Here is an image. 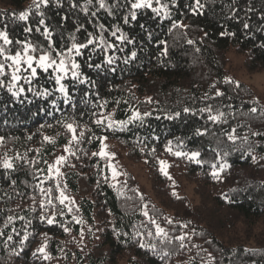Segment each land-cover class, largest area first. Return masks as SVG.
<instances>
[{"label":"trees","instance_id":"trees-1","mask_svg":"<svg viewBox=\"0 0 264 264\" xmlns=\"http://www.w3.org/2000/svg\"><path fill=\"white\" fill-rule=\"evenodd\" d=\"M28 1L0 0V31L13 41L4 45L0 40L5 55L22 50L17 41L47 51L43 28L35 30L39 12L53 32L57 50L71 47L72 36L77 43L89 38L96 43L75 57L87 82L65 80L68 103L56 90L50 70H37L31 84L24 79L17 82L24 89L17 96L8 85L0 87V136L4 137L0 161L6 155L14 164L11 171L0 167V264H209V253L212 264H264V93L257 98L242 82L225 83L230 49L242 56L247 73L264 72V0H201L204 7L198 14L192 12L194 0H152L154 5H167L168 15L142 8L135 10L136 20L130 17L135 0H105V8L99 7V0L90 4L76 0L75 8L72 0H62L61 6L53 0L39 9ZM24 11L30 13L27 21L18 19ZM245 23L249 28H244ZM27 27L31 33L25 31ZM117 29V36L123 34L133 43L113 36ZM100 36L113 47L101 46ZM133 51L136 58L124 63ZM107 57L114 58L112 65L104 63ZM0 62H5L3 57ZM4 77L11 81L8 71ZM216 89L225 95L216 97ZM45 90L50 95L38 94ZM208 106L213 115L224 113L220 121L212 122L207 112L199 111ZM252 107L257 108L255 113ZM185 108L190 112L185 113ZM133 109L151 115L143 123L123 128L107 129L93 122L98 118L94 112L125 121ZM69 122L77 126V135L85 133L79 144L71 145L75 155L64 151L72 134L63 125ZM197 129L205 134L196 135ZM233 129L234 143L228 139ZM100 137L114 141L129 161L143 165L156 204L145 207V197L129 174L115 184L108 182L107 158L92 155L98 153ZM170 142L173 153L195 151L200 156L196 161L177 157L166 150ZM60 155L66 157L58 166L62 175L45 179L48 164ZM160 161L184 182L182 189L190 187V196L184 190L174 195ZM221 165H225L222 171ZM215 170L218 178L212 176ZM41 179H45L41 187L53 188V196L58 195L59 182L74 201L69 212L53 200L64 215L57 214L52 225L40 219L52 214L51 209L40 208L45 197L36 186ZM9 216L14 219L5 226ZM150 219L168 233L167 240L155 236ZM65 227L70 231L66 233ZM181 235L183 248L175 239ZM45 244L48 260L37 252ZM153 244L155 252L150 248ZM165 251L169 255L161 259Z\"/></svg>","mask_w":264,"mask_h":264},{"label":"snow or ice","instance_id":"snow-or-ice-1","mask_svg":"<svg viewBox=\"0 0 264 264\" xmlns=\"http://www.w3.org/2000/svg\"><path fill=\"white\" fill-rule=\"evenodd\" d=\"M53 0H33V4L32 7L35 9H39L42 5L44 7L49 6L50 3H52ZM55 4L57 6H61L62 0H54ZM92 0H87V3H91ZM157 3H160V0H156ZM78 3L76 2V0H72L71 3V7L75 8L78 7ZM99 7L100 8H105L107 7L105 0H99ZM204 7V5L201 3V0H194V5L192 6V12L193 14H198V11L200 9H202ZM131 8L133 9V11L130 13V17L131 20H136L137 18V14L135 10L138 9H142V8H150L152 9V11L154 13H156L157 15L160 14V12H163L165 14V16L168 15V6L167 5H161L160 8H153V4H152V0H135L134 3H131ZM85 11H87L85 9ZM30 13L28 11H24L21 12L18 16V19L21 21H27L29 18ZM38 15L41 17L38 21V26L36 27V32H40L41 31V27L43 28V36L45 38V40L48 41V45H47V51H45L43 48H39L38 46L33 45L30 42H20L17 41L18 44H21V51L16 52L14 55H5V48L3 46H0V57L4 58V61H10V64H6L5 62H0V77L4 76L6 74V67H10L12 69L10 77H11V81L12 83H10L7 87H8V91L12 93L13 96H17L20 92H23L24 89L23 88H16V83L19 82L22 78L25 80L26 83L31 84L32 82V78L37 76V68L43 70L44 72H48L49 69H53V71L55 73H57V75H55V83L57 85H59L57 91H59L63 96H64V102L68 103L70 100L69 94H68V90L66 89L65 85L62 83V81L68 77L69 73H71V78L74 81H78L80 84H84L87 81H85L84 79L81 78L82 74L80 72V64L76 62L75 57L76 56H81L83 55V50L87 49L90 45H93L96 43L95 40L89 38L87 39L85 42H81V43H77L76 42V38L75 36H72V44L71 47L67 48L66 51L64 50H57L55 48V43L54 40L52 38L53 36V32L52 30H50V27L46 24L45 20L43 19V12H39ZM93 15H95V13H93ZM64 19H67L66 17ZM129 22V18L125 17L124 18V23L127 24ZM179 25L174 24L173 27H177ZM82 26H78L76 31H80ZM101 29H103V26H100ZM244 28L247 29L249 28V24L245 23L244 24ZM26 32L31 33L32 32V28L31 27H27L25 28ZM120 30L117 29L116 31L112 32L113 36H116L118 40H120L122 43L127 41V43L131 44L133 43L132 40L128 39L127 37H125L123 34L117 36V32H119ZM91 35V34H90ZM0 40L3 41L4 45H11L13 43V41L11 39H9V36L7 34L6 31H0ZM99 43L101 46L105 47V48H112L113 45L112 44H108L105 41V38L103 36L99 37ZM189 43H192V41L190 40ZM40 52V55L38 57L32 55L31 53H36V52ZM53 53L55 55H53ZM136 52L133 51L131 52V56L130 58H126L124 60V63H128L129 59H135L136 58ZM105 64L108 65H112L114 63V58L113 57H107L104 61ZM26 65V68L24 69V71L29 72V75L27 76H22L21 75V66ZM35 65V66H34ZM95 67L97 69L101 68L102 65L100 64H96V65H91L89 64V67ZM112 71H115V69H112ZM225 83H229L231 84L232 81L229 79L225 80ZM5 83L3 80H0V87H4ZM237 87H239V85H236ZM213 88H216V85L213 84L212 85ZM13 88H16V91H13ZM28 91H32L31 88L28 89ZM39 95L42 96H48L50 95L49 92H47V90L38 93ZM225 95V93H223L222 91H220L219 89H216L215 92V96L216 97H223ZM151 101H149L150 103ZM259 100L257 99L255 101L256 104H259ZM105 102L104 104L99 105V107L103 108L106 106ZM53 107H55V103H53ZM185 113L190 112L189 108H185L183 110ZM201 113H205L207 112L208 115V120L212 121V122H217L221 120V117L224 116L223 112H219L217 111L216 115L212 114L213 109L208 106L205 108H201L199 110ZM251 112L255 113L257 111L256 107H252L250 109ZM94 116H97L98 118H96L93 122L98 126V127H106L107 129H113L114 127H120L123 128L124 126H126L127 124H132L134 122H141L143 123L145 117L150 116L151 113H141L138 110H131V116L129 117V119L127 121H116L113 120L111 118V115L109 116H104V114L101 112L99 114L97 113H93ZM176 116H179L180 113H176ZM169 119H172L173 117H167ZM157 119H159V117H157ZM107 121V123H106ZM67 132L71 133V139L69 140V146L65 147L64 151L70 153L71 155H75V152L72 151L71 145L73 144H79L83 137L85 136V133L83 131L79 132V135H77V126H74V123L69 122L63 125ZM205 133L202 132L200 129L196 130V135H204ZM255 135H259V133H254ZM31 137H29L30 139ZM236 135H235V129L232 130V133L229 134L228 139L230 141H232L233 143L236 140ZM44 139L46 141H48L49 143H52L53 141L51 140V138L45 136ZM101 141V148L99 153L93 152L92 155L96 156L99 155L101 158H105L108 157L109 159L111 158V154H109L108 152H106L105 150V145L103 143L104 140L107 139V137H100L99 138ZM4 144V137L0 136V146H3ZM169 153L174 154L177 157H181V156H185L190 160L196 161L197 158L200 156L199 152H192V153H184V152H180V151H176V152H172V147H171V142L169 143L167 149H166ZM153 151H155V149H153ZM17 159H22L21 157H16ZM66 161V157L64 155H60L56 158L54 163L48 164V168H47V172L48 175L45 179L47 180H53L55 178H58L62 175V173L60 172V168L58 166L63 165L64 162ZM32 163H36L35 161H33ZM45 163H47V161H45ZM0 167H2L4 170L6 171H11L14 170V164H13V160L9 159L6 155L3 158L2 161H0ZM110 167L112 168V179L115 180L117 178V176L119 175L117 173V171L115 170L114 167H112L110 165ZM167 165L164 161H160V170L161 172L168 177V179H171L170 176H168L167 173ZM216 164L212 165L213 169H216ZM225 167V165H221L220 167V171L223 170V168ZM42 171V170H40ZM212 176L214 178H218L219 177V171H213L212 172ZM45 179H41L40 184H38L36 187L39 189L40 193L45 197V200H42L40 202V208L42 210H48L51 209L52 210V214L50 216H46V215H41L40 219L42 222H47V224L52 225L55 223L56 221V216L57 214L63 216V210H56V206L53 203V200H58L60 205H64L65 207L68 208V211L71 212L72 208L69 207V205L74 204V201L71 200L66 194L64 189L61 188V185L59 182H56L55 184V191L58 192L57 196H53V188L49 187V188H44L41 187V185L45 182ZM175 195V193H174ZM68 202L67 204L65 202ZM146 207V206H145ZM78 211V209H77ZM144 216H148V212L145 211ZM13 217L9 216L7 218V223L5 226H7V224L12 223L13 221ZM20 219H23V217H20ZM73 219L76 220V223H81V221L79 219H77L75 216H73ZM151 224L155 225V236L156 237H160L162 238V242L163 240H167L168 239V233L165 232V230L163 228L160 227L159 224L156 223V221L154 219H150L149 221ZM168 223H172L171 220L168 221ZM181 227H186V225H181ZM64 231L67 233L70 231L69 228L65 227ZM2 234V233H0ZM137 235H142L141 233H137ZM148 236H152L153 233L152 232H148L147 233ZM81 236H83V232H81ZM7 239L9 241L12 240V236L9 235L7 237ZM27 239V235H25V237L23 238V240ZM176 240L180 241V247L183 248L184 245V240H185V236L181 235V236H177L175 237ZM23 240L21 241V243H23ZM141 248H145L146 245L144 243H140L139 245ZM47 245H43L40 248L37 249V252L40 253L43 256V259L48 260L51 257L49 256V254L45 251ZM150 248L152 251H156V245H150ZM37 252L33 253V256L37 255ZM169 253L168 252H163L161 255V259H163L164 257L168 256ZM208 261L209 264H212L213 261V257L211 256V253L208 254Z\"/></svg>","mask_w":264,"mask_h":264},{"label":"rangeland","instance_id":"rangeland-1","mask_svg":"<svg viewBox=\"0 0 264 264\" xmlns=\"http://www.w3.org/2000/svg\"><path fill=\"white\" fill-rule=\"evenodd\" d=\"M28 2L29 3L33 2V0H29ZM159 7H160L159 5L153 4V8H159ZM31 54L36 56V57H38L40 55V54L36 55L34 53H31ZM11 55H14V54H11ZM53 55H55V54H53ZM227 58H228L229 62L227 64L226 71H225L226 78L227 79H233V80H236L238 82H242V83L246 84L247 86H249L253 90V92L257 98L261 97L264 93V72L253 73V74L247 73L242 67V59H243L242 56L240 54H237L233 49H230L227 52ZM10 63H11L10 61L6 62V64H10ZM25 68H26V65L22 64V66H21V69H22L21 75L22 76L29 75V72L24 71ZM37 70H41V69L37 68ZM49 70L51 71L53 80L55 82V75H57V73H55L53 71V69H51V68ZM7 71L9 72V74H11L12 69L10 67H6V72ZM41 71H43V70H41ZM67 78H71V73H69L68 77H66L62 81V83L65 85L66 88H67V83L65 82V80ZM0 80H3L5 85H9L10 83H12V81H10V82L7 81L4 76L0 77ZM20 85H21L20 83H17L16 87L21 88ZM58 87H59V85L56 84V90L58 89ZM13 91H16V88H13ZM125 121H127V120H125ZM103 143L105 145L106 152L111 154L110 159L108 157H106L107 161H108L107 162V164H108V182H110L111 184H115L119 178L123 177L126 174H129L132 176L139 192L145 197V206L151 205V204H156L157 199L155 196H153V194L151 192L150 184H149V181L147 179L146 173L144 171L143 165L129 161L125 157L124 151L122 149H120L114 141L107 138L106 140L103 141ZM100 148H101V143H100ZM100 148L98 150V153L100 151ZM192 152H195V151H188L187 153L190 154ZM110 165L112 167H114L115 170L117 171V173L119 174L115 180L112 179V168L110 167ZM215 171H217V170H215ZM167 173H168V176L171 177V183L173 185L174 193H179L181 190H184L185 194L190 196V187L185 186V188L182 189L181 184H184V182L180 181L178 178L174 177L169 172H167ZM144 212H145V210H144ZM121 264H123V262H121Z\"/></svg>","mask_w":264,"mask_h":264}]
</instances>
